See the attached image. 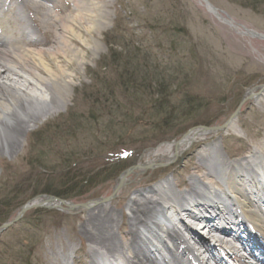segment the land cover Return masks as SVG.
I'll list each match as a JSON object with an SVG mask.
<instances>
[{"label":"rangeland","instance_id":"obj_1","mask_svg":"<svg viewBox=\"0 0 264 264\" xmlns=\"http://www.w3.org/2000/svg\"><path fill=\"white\" fill-rule=\"evenodd\" d=\"M93 2L106 19L93 34L98 50L85 35L83 64H72L73 82L63 94L70 102H59L57 111L45 112L27 132L10 133L8 150L0 152V227L46 187L73 195L74 204L84 203L110 196L120 168L134 171L105 211L35 208L16 225L0 229V264H60L69 253L70 264H81L83 251L99 250L91 233L104 232L115 219L119 225L136 191L164 182L175 184L173 192L179 193L190 176L207 173L204 167L196 173L184 166L192 146L170 162L165 158L190 129L218 127L239 107L232 139H221V148L215 136H207L203 144L242 163L264 141V98L258 104L247 95L264 86V39L245 31L264 37V0ZM49 3L43 4L46 12L73 9L72 0ZM25 9L32 25L42 22L31 6ZM48 32L49 25L36 35L42 46L28 47L49 49L53 38L45 37ZM43 104L50 105L47 100ZM157 109L161 113L153 115ZM154 153L160 159L145 165ZM73 176L89 180L76 190L68 184ZM63 182L68 186L62 188ZM116 238L112 234L107 243L113 245ZM78 247L81 255L73 256Z\"/></svg>","mask_w":264,"mask_h":264},{"label":"bare ground","instance_id":"obj_2","mask_svg":"<svg viewBox=\"0 0 264 264\" xmlns=\"http://www.w3.org/2000/svg\"><path fill=\"white\" fill-rule=\"evenodd\" d=\"M49 1L38 0V2H34V0H25L16 3L13 0H0V19L5 11L13 18L12 21L0 20L1 153H5L8 150L10 133L17 135L16 133L27 132L33 124L44 116L45 112L47 114L54 113L60 103L65 105L70 102V97L68 96L64 99L63 94L66 93L67 87L73 82L75 70L72 68V64L75 63L77 66L83 64L84 50L88 44L85 35L89 36L92 41L93 51L98 50L93 34L100 30L102 21L106 19L100 5L98 6L93 0L89 1L87 5L85 0H72L73 9L63 14L59 10H55V8L54 11L58 13L55 14L54 11L53 13L46 12L45 7H43L45 6L43 4H48ZM29 4L32 8V13L36 12L37 16V12L40 13L42 22L39 25L34 23L32 25L28 20L31 16L25 12L24 8ZM50 8L53 9L54 7L50 6ZM48 25L50 26V32L44 34L45 37L51 36L53 38L52 46L49 49L29 48V45L42 46L43 42L34 40L27 42V44L23 38L27 35H33L32 38H34L39 30L44 29ZM8 34L10 38H7ZM76 44L79 46H75ZM70 68L74 72H70ZM255 91L247 92V95H252L251 97L255 98L260 104L259 101L264 98V89ZM44 100L49 101L50 105H44ZM235 122V119L229 121L223 132H216L217 130L212 132L211 130L199 128L192 129L183 135L178 142L170 146L168 154L165 156L168 162L179 157L192 146L194 153L186 155L184 166L189 167L190 170H195L196 173H199L201 171L200 168L204 167L207 173L204 171L201 176H190L187 186L185 184L180 185L184 188L179 193L173 192L175 191L174 186L177 187L175 184L172 188L168 183L163 184L164 182L159 183L160 185L157 187L148 188L147 191H136L135 197L127 199L125 206L127 214L119 216L121 221L119 225H115V219L112 222L113 225L104 232L91 233L96 240L95 243L97 244L95 245L99 246L98 249L103 252H97L96 249L90 247L86 252L83 251V256L86 259L82 260L81 264H120L119 260H125L126 264H161L154 258L153 254L163 258L164 263L162 264H205L199 258L201 253L204 254L203 257H210L214 264H229L223 260L222 255L212 253L214 250L222 251L232 264H245L242 257L239 256L238 248L231 246L232 240L229 238H232L242 247L243 253L245 252L252 258L254 257L257 264H263L262 261L264 260L256 252L254 253L251 248V246H254L258 249L260 241L264 245V202L258 203L254 201L255 197L253 195L262 187V184L254 182L249 187H244L241 184L243 182L241 178L244 177V169L248 168L250 163L258 156L261 157L264 151H259L258 156L252 153L251 157L244 159L242 163H232L226 153L222 154L221 139H225V143L232 139L230 137L234 135L230 131L233 130ZM207 136H215L221 148H207L203 144ZM17 141L21 144V141ZM218 145L216 146L219 147ZM263 147L260 146L261 149ZM158 159L160 157L155 153L151 154V159L145 161L144 164L154 163ZM133 171L134 169L131 168L125 172L117 180L116 186L118 184L119 186L127 185L129 183L127 177ZM121 173L122 171L117 175ZM206 180L211 181L212 184ZM216 181L221 182L222 189L218 187ZM40 194L46 195V192L43 191ZM40 194L38 193L35 195L36 197L34 196L36 198L34 201H30L27 204L24 203V205L18 207L17 212L25 206L31 208L22 214L21 221L25 215L30 213L33 206L40 203L38 199ZM237 194L242 198V201H235L240 207V216L246 225L254 229L256 232L254 234L255 237L257 238L259 235L261 240L254 237H250L249 240L247 237L241 236V233L240 235L234 232V229L229 230L225 227H221L218 230L214 229L213 222L215 219L225 220L229 217L227 215L228 212L223 208L222 200H225L222 197L228 199L232 196L236 198ZM113 197L114 193L106 198L94 200V202L100 203L93 202L89 207L77 209L76 212H90L98 209L105 211L110 203L108 199ZM119 204L120 201L117 205L120 206ZM48 206L66 213L69 211V209L58 204L55 205V203H50ZM150 211L153 215L157 213L152 217L153 219L150 218L149 223L151 220L152 222L156 220V222L163 224L164 228L152 224V229L150 230L151 223H147L148 217L145 218L146 212ZM165 211H172L176 216L180 212L185 213L187 218L190 219L189 222H192L191 225L197 226L196 229L199 228L197 230L198 235L194 229L195 227H190L194 232H191L184 224H182L183 230L182 228L179 229L180 220L178 216L173 220V216H167L168 214ZM16 216L17 213H15L14 218ZM144 219H146V223H144ZM124 220H126V223L122 225ZM171 221H173L174 228L168 234V229L172 227ZM6 223L9 222L6 221L3 224ZM169 223L170 226L165 227ZM239 227L241 225L238 226L237 230L240 229ZM117 228L126 230L123 229L122 233L118 235L116 233ZM201 230H205L211 237L213 236L214 242L210 240L212 246L209 245ZM152 231H155L156 235L163 237L164 240L168 239L170 243L164 244L163 238L156 240L153 237L150 243L153 249L149 252L148 248L151 247L148 246L146 241L152 235ZM182 231L189 233L187 239L181 236ZM112 234L118 237V240L116 238L113 245L107 243ZM222 236H227L226 241L221 239ZM214 244L218 248H215ZM261 252L264 253V251ZM72 255H81L80 247H78L77 251L72 252ZM70 258L71 253L63 256L59 260L61 261L60 264H70ZM54 259L59 262L57 258Z\"/></svg>","mask_w":264,"mask_h":264},{"label":"water","instance_id":"obj_3","mask_svg":"<svg viewBox=\"0 0 264 264\" xmlns=\"http://www.w3.org/2000/svg\"><path fill=\"white\" fill-rule=\"evenodd\" d=\"M245 31H246V33L249 34V36H251V37L264 39L263 36H261V35H259V34H255V33L252 32V31H247V30H245ZM263 89H264V86H261V87H260V90H263ZM250 98H251V96H250ZM238 109H239V107H238ZM238 109L235 111L234 114H232V115L230 116V118L227 120L226 123H224L220 128H217L216 130L221 129V128H224V127L229 123V121H231V120L234 118V116L237 114ZM109 200H110V199H108V201H109ZM55 201H56L55 198L49 197V198H47L44 202H41V203H39L38 205L33 206L32 208L39 207V206H40V207H44L45 203H54ZM58 202H59L60 205H64V206L68 207V208L71 209V210L80 209V208H84V209H85V207L87 208V207L90 206V204H93V202H90V203H86V204H83V205H70V204H67V203H65V202H63V201H61V200H59ZM94 203H100V202H94ZM27 209H31V208L26 207V206L23 207V208H21V209L19 210V212L17 213V216H16L11 222L1 225L0 229H2V230H6V229L9 228L10 226L14 225V224H15V223H16V222L22 217V214H23L24 212H26Z\"/></svg>","mask_w":264,"mask_h":264},{"label":"trees","instance_id":"obj_4","mask_svg":"<svg viewBox=\"0 0 264 264\" xmlns=\"http://www.w3.org/2000/svg\"><path fill=\"white\" fill-rule=\"evenodd\" d=\"M188 104H189V102H188ZM155 107V106H154ZM159 108H162V106H160ZM162 111V110H161ZM161 111L160 110H158L157 109V111H154V113H153V115H156V114H158V113H161ZM116 167H118V166H116ZM115 168V167H114ZM125 168V167H124ZM123 167L122 168H120V169H124ZM111 169H113V168H111ZM120 169H118V171L120 170ZM122 170H120V171H122ZM119 171V172H120ZM86 178V179H85ZM85 178H81V177H76V176H73L72 178H70L69 179V185L70 184H75L76 185V190L77 189H81V188H83L84 186H85V184L88 182V180H89V178L88 177H85ZM77 181V182H76ZM82 181V182H81ZM68 184L67 183H64L63 182V187L62 188H65V187H67L68 186ZM73 186L74 185H72V186H70V187H68L70 190L73 188ZM46 192V195H50V196H54V197H57V198H60V199H71V197H73V195H69L68 194V192L67 193H64V192H57V191H55V190H51V189H49L48 187H46V188H44V189H42L40 192ZM40 192H38L39 194H40ZM38 193H35V194H33V197L36 195V194H38ZM40 195H42V194H40ZM32 197V198H33ZM23 219H24V217H23ZM25 263H27V262H25Z\"/></svg>","mask_w":264,"mask_h":264}]
</instances>
